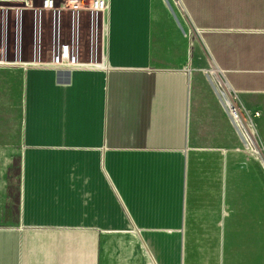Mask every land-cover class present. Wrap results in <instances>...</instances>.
Masks as SVG:
<instances>
[{
    "label": "crops",
    "instance_id": "obj_1",
    "mask_svg": "<svg viewBox=\"0 0 264 264\" xmlns=\"http://www.w3.org/2000/svg\"><path fill=\"white\" fill-rule=\"evenodd\" d=\"M261 247L264 0H111L104 67H0V264H259Z\"/></svg>",
    "mask_w": 264,
    "mask_h": 264
},
{
    "label": "built area",
    "instance_id": "obj_2",
    "mask_svg": "<svg viewBox=\"0 0 264 264\" xmlns=\"http://www.w3.org/2000/svg\"><path fill=\"white\" fill-rule=\"evenodd\" d=\"M0 3V65H20L25 69L44 66L56 71L105 66L109 48L111 0H0ZM25 22L31 35L27 51L24 48ZM82 23H85L84 33L88 35L87 48L82 47ZM45 30L50 35L47 49L43 41ZM10 35H14L12 45L9 43ZM218 69L226 77L225 72ZM209 70L206 69L205 74L236 129L247 143H251L249 134L250 140L245 136V127L253 124L252 116L238 103L233 88L231 97H227L226 92L211 80ZM258 114L254 113L256 116Z\"/></svg>",
    "mask_w": 264,
    "mask_h": 264
},
{
    "label": "rangeland",
    "instance_id": "obj_3",
    "mask_svg": "<svg viewBox=\"0 0 264 264\" xmlns=\"http://www.w3.org/2000/svg\"><path fill=\"white\" fill-rule=\"evenodd\" d=\"M10 16H11V13H10ZM82 27H83V29H82V31H81V41H82V47L84 48H87L86 46H87V38H88V35H85V33H84V27H85V23H82ZM65 36H68V35H65ZM30 39H31V35H30V30H29V27H28V23L27 22H25V27H24V48H25V51H27V48H28V43H29V41H30ZM13 41H14V35H10V37H9V43H10V45H12L13 44ZM43 41H44V43H45V46H44V48L45 49H47V46H49V43H50V35H48V33H47V31L45 30L44 31V35H43ZM83 48H82V50H83ZM84 51V50H83ZM210 68V61H209V63H208V67L206 68V69H209ZM205 69V70H206ZM205 70H204V72H205ZM205 76H206V78H207V84H208V86L209 85H211L210 87H212L213 89H214V87H213V85H212V83L210 82V80H209V78L207 77V75L205 74ZM209 76H210V78H211V80H213L214 81V78H213V76H212V74H211V72H210V70H209ZM215 82V81H214ZM214 91H215V93H216V95H217V98L219 99V102L221 103V105L223 106V103H222V101H221V98L219 97V95L217 94V92H216V90L214 89ZM223 108H225L224 106H223ZM226 110V109H225ZM227 112V111H226ZM245 136H247V135H245ZM247 139L248 140H250L248 137H247ZM252 140H253V136H252ZM251 141V140H250ZM252 142V141H251ZM253 143H254V140H253ZM260 263L259 264H264V248L263 247H261L260 248Z\"/></svg>",
    "mask_w": 264,
    "mask_h": 264
},
{
    "label": "bare ground",
    "instance_id": "obj_4",
    "mask_svg": "<svg viewBox=\"0 0 264 264\" xmlns=\"http://www.w3.org/2000/svg\"><path fill=\"white\" fill-rule=\"evenodd\" d=\"M210 68H211L212 75L217 80L220 88H222L226 92L227 97H231L230 92H232L233 89L231 88V85L227 81L226 77L221 73V71L218 69L216 64L213 62V60H211V67ZM244 127H245V125H244ZM249 129H251V128L249 126H246L245 127V133H246L247 137H249V136L251 137V141L253 142L252 135H251ZM247 131H248V133H247ZM248 134H249V136H248Z\"/></svg>",
    "mask_w": 264,
    "mask_h": 264
},
{
    "label": "water",
    "instance_id": "obj_5",
    "mask_svg": "<svg viewBox=\"0 0 264 264\" xmlns=\"http://www.w3.org/2000/svg\"><path fill=\"white\" fill-rule=\"evenodd\" d=\"M0 5H1V3H0ZM3 66H13V65H0V67H3Z\"/></svg>",
    "mask_w": 264,
    "mask_h": 264
}]
</instances>
